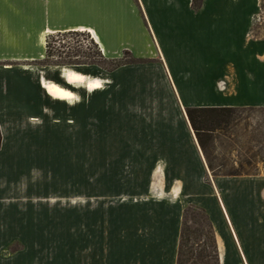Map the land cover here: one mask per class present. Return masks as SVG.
Returning a JSON list of instances; mask_svg holds the SVG:
<instances>
[{
	"label": "crops",
	"instance_id": "0c3cea01",
	"mask_svg": "<svg viewBox=\"0 0 264 264\" xmlns=\"http://www.w3.org/2000/svg\"><path fill=\"white\" fill-rule=\"evenodd\" d=\"M263 2L0 0V63L42 61L48 38L69 32L88 34L105 60L125 54L138 61L154 60L155 80H135L131 96L128 81L119 79L122 91L116 94L117 110L137 100V111L143 113L138 132L132 133L147 136L146 148L139 150L146 149L154 161L147 193L118 200L115 207L100 204L93 209L89 203L84 210H156L158 215L152 219L147 214L148 221H31L6 224L3 229L0 224L1 230L13 231L0 234L6 239L0 244V257L16 243L21 248L0 258V264H177L183 214L178 200L208 195L223 211L241 264H264V175L214 177L209 183V171L185 112L187 108H264V25L258 24L264 22ZM9 71L0 76V84L7 80L9 86L0 101L17 104L15 111L20 113L28 114L30 104L39 103L35 91L41 90L58 116L66 108L88 118L94 106L91 97L106 91L89 93L99 89L98 83L72 71L60 70L59 82L36 78L39 72L24 65ZM51 86L55 92H50ZM0 149L11 150L4 145ZM6 164L13 173L12 183L33 173L27 159H20L15 167ZM38 186L28 187L25 199L13 192L14 201L6 207L1 198L8 194L0 191V210H40L32 200L40 198L34 194ZM154 203L160 206L156 209Z\"/></svg>",
	"mask_w": 264,
	"mask_h": 264
},
{
	"label": "rangeland",
	"instance_id": "374dc122",
	"mask_svg": "<svg viewBox=\"0 0 264 264\" xmlns=\"http://www.w3.org/2000/svg\"><path fill=\"white\" fill-rule=\"evenodd\" d=\"M260 14H264V11H260ZM258 24L263 26L264 22ZM48 43L49 48L42 61L0 63V76H5L14 67L24 65L35 73L39 72L35 74L36 78L44 76L47 80L59 82L60 70H67L98 83L99 89L88 91L89 93L106 91L103 95L91 97L90 103L94 106L88 118H84V113L79 114L76 110L68 112L66 108H62L58 116L53 110L54 105L50 104L45 92L41 90L35 91V95L41 97V100L30 104L33 108L28 114L15 111L17 104L7 99L0 101V147L4 145L11 148L0 149V191L8 194L1 198L2 205L6 207L9 202L14 201L11 197L13 192L25 199L30 186L39 185L34 194L40 197L38 200L32 199L34 207L40 210H0L1 228L10 223L31 221H148L149 213L152 219L157 218L156 210H84L89 203L93 209L100 204L105 208L115 207L118 200L127 201L131 196L139 197L147 193V180L154 161L151 162L152 158L149 159L146 149L139 150L146 148L147 136L132 133L138 132L143 113L141 110L137 111V100L125 103L124 107L117 110L116 94H121L122 91V85L117 83L119 79L125 78L128 81L131 96L135 80L140 77L151 82L155 80L156 73L152 67L154 60L146 58L138 61L127 54L121 56V59L105 60L93 45L91 37L85 33L55 35L49 38ZM123 65V72L117 76L118 69ZM102 79H106L109 84L105 85L106 82ZM2 83L0 94H7L8 81L3 80ZM129 99L132 100V97ZM132 107L136 110L133 113ZM39 109L42 114L37 113ZM155 115L157 125L158 115ZM212 138L208 149L216 173L238 171L253 176L264 175V108L240 110L231 125L216 131ZM153 153L157 151L150 152ZM20 159H27L33 165V173L29 178L13 184V173L10 167H5V161L15 167ZM23 165L24 163L21 164L22 168ZM208 174L211 183L214 176L210 171ZM86 197H91V201ZM178 201L183 210L181 227L183 221L192 231L204 227L205 219L200 212L204 210L213 227L216 241L218 233H221L219 243L223 250V261L220 264H241L240 256L227 233L221 215L223 211L220 213L215 198L208 195ZM194 202L202 205L197 206ZM152 206L157 209L160 205L154 203ZM89 211L91 216L86 215ZM99 212L102 214L99 215ZM226 222L229 225L227 219ZM2 233L11 234L13 231L0 229V234ZM203 239L204 235L201 233L197 239L193 236V249L199 251L196 244H203ZM5 240L0 235V244ZM19 249L21 248L16 243L5 250L0 258L4 260V256ZM213 262L210 252L208 264H214Z\"/></svg>",
	"mask_w": 264,
	"mask_h": 264
},
{
	"label": "trees",
	"instance_id": "16d2710c",
	"mask_svg": "<svg viewBox=\"0 0 264 264\" xmlns=\"http://www.w3.org/2000/svg\"><path fill=\"white\" fill-rule=\"evenodd\" d=\"M194 1L196 2V0ZM65 34L79 33L69 32L57 35ZM54 36L55 35L50 36L49 38H52ZM87 36L89 35L87 34ZM48 40L47 51L49 48ZM92 43L95 47H97L93 40ZM242 109L246 108H187L185 111L189 126L194 133L197 144L205 159L207 169L213 174L214 177L253 176L251 174L240 173L238 171L228 172L225 174L216 173V170L212 165L211 155L208 149V146L213 139L212 135L218 130L228 128L231 125V122L235 120V117ZM200 212L203 218L205 219L204 227L192 231L188 227L187 223H185L184 221L182 222L177 264H208L210 252L213 255V263L220 264L213 227L207 219L205 211L200 210ZM200 233L204 235V239L202 240L204 242L200 245L196 244V246L199 248V251H197V249H193V244L191 242L192 237L195 236L197 239ZM194 256L196 257L194 258Z\"/></svg>",
	"mask_w": 264,
	"mask_h": 264
},
{
	"label": "bare ground",
	"instance_id": "6f19581e",
	"mask_svg": "<svg viewBox=\"0 0 264 264\" xmlns=\"http://www.w3.org/2000/svg\"><path fill=\"white\" fill-rule=\"evenodd\" d=\"M91 87H92V86H91ZM49 90H50V92H55V89H54V87H52V86L49 88Z\"/></svg>",
	"mask_w": 264,
	"mask_h": 264
},
{
	"label": "snow or ice",
	"instance_id": "6c2138e0",
	"mask_svg": "<svg viewBox=\"0 0 264 264\" xmlns=\"http://www.w3.org/2000/svg\"><path fill=\"white\" fill-rule=\"evenodd\" d=\"M96 87H99V85H96Z\"/></svg>",
	"mask_w": 264,
	"mask_h": 264
}]
</instances>
